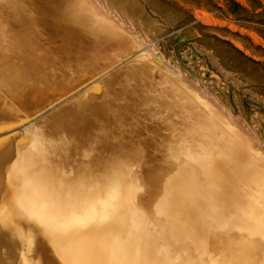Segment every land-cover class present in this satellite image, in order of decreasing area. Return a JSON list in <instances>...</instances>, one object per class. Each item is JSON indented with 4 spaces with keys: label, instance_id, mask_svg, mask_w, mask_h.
Instances as JSON below:
<instances>
[{
    "label": "bare ground",
    "instance_id": "bare-ground-1",
    "mask_svg": "<svg viewBox=\"0 0 264 264\" xmlns=\"http://www.w3.org/2000/svg\"><path fill=\"white\" fill-rule=\"evenodd\" d=\"M94 4L0 0V264H255L264 222L253 238L244 212L255 196L264 215L263 155ZM188 148L207 159L181 169ZM101 158L121 223L63 231L108 195L84 180Z\"/></svg>",
    "mask_w": 264,
    "mask_h": 264
},
{
    "label": "rangeland",
    "instance_id": "rangeland-1",
    "mask_svg": "<svg viewBox=\"0 0 264 264\" xmlns=\"http://www.w3.org/2000/svg\"><path fill=\"white\" fill-rule=\"evenodd\" d=\"M89 1L99 4L97 10L140 45L141 53L148 51L144 54L160 61L174 80L223 113L250 149L264 157V0ZM37 98L34 103L42 100ZM248 207L244 213L254 218L249 230L256 238L255 223L264 222V215L255 196ZM260 252L255 264L263 262Z\"/></svg>",
    "mask_w": 264,
    "mask_h": 264
},
{
    "label": "snow or ice",
    "instance_id": "snow-or-ice-1",
    "mask_svg": "<svg viewBox=\"0 0 264 264\" xmlns=\"http://www.w3.org/2000/svg\"><path fill=\"white\" fill-rule=\"evenodd\" d=\"M23 142H27V138H22ZM4 142L0 140V147H3ZM183 149V146H174L173 152H176V148ZM207 159L206 156L201 153H193L188 148L181 150L179 154L173 156V162L181 167V169H187L189 166H199L203 161ZM124 167V165H121ZM94 176L85 175V181H91L95 187H101L107 185L108 195L104 199L97 200L95 202V210L92 212H86L81 214H73L71 217L65 219L59 228L65 232L71 233H85L90 232L97 226L116 228L121 223L122 214L126 207V201L123 199L121 193L123 191V183L118 174L105 173V158H101L95 165ZM173 179V178H170ZM62 198V197H61ZM194 227L199 229V222L194 224ZM127 252L134 244L135 240L131 234L122 237Z\"/></svg>",
    "mask_w": 264,
    "mask_h": 264
}]
</instances>
